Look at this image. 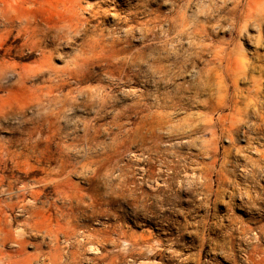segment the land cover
Masks as SVG:
<instances>
[{
	"label": "clouds",
	"instance_id": "9594fccd",
	"mask_svg": "<svg viewBox=\"0 0 264 264\" xmlns=\"http://www.w3.org/2000/svg\"><path fill=\"white\" fill-rule=\"evenodd\" d=\"M0 264H264V0H0Z\"/></svg>",
	"mask_w": 264,
	"mask_h": 264
}]
</instances>
